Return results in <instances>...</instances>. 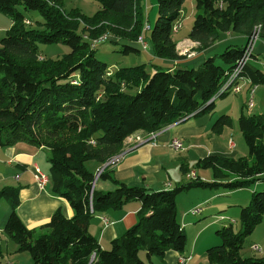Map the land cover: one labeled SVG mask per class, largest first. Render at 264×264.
<instances>
[{"label":"trees","instance_id":"1","mask_svg":"<svg viewBox=\"0 0 264 264\" xmlns=\"http://www.w3.org/2000/svg\"><path fill=\"white\" fill-rule=\"evenodd\" d=\"M96 1L99 10L89 17L79 9L65 11L62 0H0V13L12 20L0 41V147L26 144L46 150L50 192L73 211L69 218L57 209L46 225L31 230L17 212L21 186L0 187V201L11 210L4 234L16 253L29 254L34 264H156L154 259L163 260L170 251L183 254L187 236L177 208L181 193L195 188L235 191L264 178V115L244 113L238 126L249 155L209 156L196 164L212 171L213 182L191 178L173 190L151 191L119 182L113 172L120 158L115 159L133 148L127 143L130 137H148L189 117L214 114L215 99L231 94L219 91L251 36L256 32L264 41V0H194L196 14L186 38L198 43V51L212 50L229 35L239 36L237 42L197 68L157 67L153 73L147 69L151 61L111 72L96 50L111 41L123 47V54L138 55L132 44L143 36L156 58L185 59L177 51L175 34L187 0H154L155 23L147 31L140 0ZM22 10L37 12L42 22L30 26ZM104 35L110 39L96 44ZM42 45L65 46L69 52L50 58L41 53ZM251 59L239 78L264 86V71ZM232 124L223 115L212 129L220 134ZM99 179L111 181L115 190L98 191ZM131 201L141 204L137 223L110 249H102L89 231L91 219ZM263 219L264 192H254L240 211L239 231L233 224L218 229L222 242L206 251L205 264H264V257L242 256L246 238ZM3 257L0 241V264Z\"/></svg>","mask_w":264,"mask_h":264},{"label":"crops","instance_id":"2","mask_svg":"<svg viewBox=\"0 0 264 264\" xmlns=\"http://www.w3.org/2000/svg\"><path fill=\"white\" fill-rule=\"evenodd\" d=\"M141 7L144 11V16L146 13V22L149 26V14L148 11L155 9L154 5L148 0H140ZM195 4V3H194ZM195 6V5H194ZM196 14V11H195ZM176 32V34L178 35ZM187 33L178 37L177 39V51L179 55L184 56L182 51H179L178 46L183 43H188L192 51V56L187 57L180 61H167L161 60L153 56L152 49L149 44V52H143L140 43L132 44L135 48L140 50L137 55L141 58V64H149L152 62L150 72H154L157 67L175 70L179 68H197L204 60L209 57L214 56L222 48L225 49L229 44L237 42L238 37L234 35H229L228 37L221 40L212 50H207L205 52H200L197 50L198 43H195L186 38ZM242 43L244 39L242 38ZM243 45V44H242ZM253 61V66L264 71V41L258 40L255 46L254 57L250 62ZM244 90V96L246 101L244 103L238 104L241 108L238 116L244 113L247 116L254 115H264V86H252L250 81L242 82V91ZM253 91V107H248V101L250 98V93ZM238 95V94H237ZM236 95V96H237ZM217 100V99H216ZM215 100V107L216 105ZM226 106V104H225ZM224 106V109H226ZM222 110V115H224L225 110ZM216 108L214 114L212 115H198L192 116L184 120L180 124L173 125L170 129L158 133V136L152 143H146L143 145L136 146L134 148H129L120 157L119 161L113 167L114 177L119 182L126 183L133 187H144L151 191H168L173 190L177 187L186 185L191 182L192 176L195 179H201L204 182H213L214 177L211 170L207 172H197L195 169L196 164L209 156H225V157H235L239 158L240 155L245 153L244 147L237 143L234 135L231 133L230 128H224L223 132L216 134L213 132V125L215 121ZM238 119V118H237ZM230 129V130H229ZM140 134H136L138 136ZM173 139H179L183 143L184 149L181 151L175 150L171 147V141ZM233 142L234 147L230 145ZM264 142V138H263ZM42 163H44L45 169L42 168ZM40 167L45 174H48L49 163H48V153L44 149H38L26 144H17L13 147L2 148L0 147V187L4 186H21L20 200L21 203L17 209L18 215L21 220L31 230H39L41 227L46 225L54 212L57 209H62L63 213L67 217L73 216V211L70 206L62 198H58L50 192L49 186L41 189L36 178H35V167ZM15 168V169H13ZM198 168V167H197ZM11 169V171H10ZM13 169V170H12ZM102 170V169H101ZM99 170V171H101ZM11 176H14L15 181ZM19 177V179H18ZM234 178L233 176H231ZM263 181L257 182L253 188L249 187L235 190L227 191L219 188L209 189V188H198L186 191L189 194L192 190H211L212 193H199L202 196L198 200L191 202L190 207H198L197 205H211L207 207L206 213H211L213 207L217 205L218 211H226L225 219L232 217L231 219H240V211L244 205L250 203L251 196L257 189H264V178ZM263 182V183H262ZM95 188L98 191L106 192L115 190V185L109 180L99 179ZM183 192V193H186ZM177 197V208L179 221L187 233V229H196L199 225H193V219L187 218L186 212L181 214L182 205V194ZM202 201V202H201ZM215 203V205L213 204ZM141 208L140 202L131 201L126 203L123 208L118 210H111L102 215H96L91 219L89 225L90 233L98 240L102 249H110L112 241L120 238L128 229L133 227L137 223V213ZM203 208L201 207V213L203 214ZM10 208L7 206L4 208V213L0 215V241L4 234V227L6 221L10 215ZM200 213V214H201ZM195 217V216H194ZM106 220L107 222H104ZM231 221V220H230ZM223 222L209 223L206 227H219ZM228 225L227 223H223ZM224 225V226H225ZM257 234L262 238L260 241H264V219L263 222L255 229ZM255 232V231H254ZM257 237H251L247 242V247L249 251L256 253L252 250L253 245H261L256 243ZM198 241V240H197ZM196 241L192 249L189 251V243L187 240V245L183 254H179L174 251L167 253L161 261H156V264H179L180 258H190L191 260L187 264H203L206 260V251L210 246H207V250H203L200 255L201 261H196V252L198 251V242ZM217 245L218 241L215 238ZM210 245H213V243ZM262 251L259 252L262 257H264V245ZM16 245H7L6 256L9 254H14L13 258H16V263L10 262L9 258L5 257L3 264H20L22 260H26L27 264L32 263V259H27L30 257H25V253H16ZM10 249V250H9ZM9 250V252H8ZM12 258V257H10ZM31 260V261H30ZM23 264V263H22Z\"/></svg>","mask_w":264,"mask_h":264},{"label":"rangeland","instance_id":"3","mask_svg":"<svg viewBox=\"0 0 264 264\" xmlns=\"http://www.w3.org/2000/svg\"><path fill=\"white\" fill-rule=\"evenodd\" d=\"M150 2L153 5L155 3L154 0H148L149 4H150ZM62 3H63V8L65 11L70 12L74 9H79L84 15L89 16V17H92L99 10V4L96 0H62ZM154 8H155V6H154ZM22 11L25 15V18L28 19L29 21H31L32 24L30 26H33V25L35 26L37 24V22H42V17L37 12H32V11L28 12L25 10H22ZM148 14H149V23L151 26H153L155 23V18H156V8L149 10ZM194 17H195L194 0H187L186 3L184 4L183 8H182V20H181L180 26L177 28L178 29L177 31L180 30V32L178 35L175 34L176 39H177V36L180 37L183 34L188 33L191 30V26L193 24ZM143 19H144L143 22H146V19H147L146 13H145V16H143ZM11 25H12V20L8 16L0 13V41L2 38L5 37V35L7 34V31H9ZM146 26H149V25L147 23H144L143 30H145ZM237 37H239V36H237ZM107 38L110 39V37L106 36V39ZM136 43L139 44L140 42H136ZM142 43H140L141 44L140 46H141V49L143 50V52H147V51L149 52L150 47H149L148 40H145V42H142ZM143 46L145 47V49L142 48ZM188 47H189L188 43H183V44L178 46L179 51L183 52L185 58L191 57L193 54L192 53L193 50H191ZM40 50H41L42 54H44L50 58H54V59L59 58L63 54H66L69 52V49L67 47L61 46V45L60 46L42 45V46H40ZM122 51H123L122 46L116 45V44L112 43L111 41L110 42L107 41L105 43H102L97 48L96 57L101 62L106 63L109 66V70L111 72H116V70H118L120 68L132 67V66H137V65L141 64V58H139V56H137L135 54L125 55L122 53ZM223 51H224V49L222 48L217 53L221 54ZM250 63L253 65V61ZM216 64L222 65L220 59L216 60ZM147 69L150 71L151 67L149 66ZM250 95H251V93H250ZM250 99H251V97L249 98V101H248V107L250 108V106H251L250 102H252V106H251V109H252L253 97L251 100ZM245 101H246V98L244 96V90L241 94H238L237 96L234 94H228L226 97L218 98L216 100L217 107H216V113H215L216 117H215L214 123L223 114L221 109L225 110L226 113H224V115H228L231 117V119L234 123L233 124L234 128H230V129H231V133L234 135V138H235L234 141L241 144L245 149V153L240 155L239 158H244V157H247L249 155L248 148L246 146L244 137H243V135L239 129V126H238V119H239L238 114L241 111V108L238 107V104H240L241 102L244 103ZM225 104H226V106H225ZM224 106L226 109H224ZM141 137L143 138L144 136H142V135L136 136L135 135V139H142ZM143 139H145V138H143ZM133 140H134V136L130 137L127 140V143H129L132 147H133ZM43 167H44V163H42V168ZM38 168L40 169V167L36 166L34 168V170H37ZM195 168H196L195 170L199 173L203 172V171H205V172L208 171V170H205L202 168H197V167H195ZM13 169H15V168H13ZM43 169H45V168H43ZM10 171H11V169H10ZM11 177L15 181V179H14L15 177L14 176H11ZM18 179H19V177H18ZM261 181H263V180H261ZM254 185H251L252 187L251 186L250 187L253 188ZM219 189L221 191H223L222 190L223 188H219ZM214 190H216V189H214ZM208 192L212 193L211 190L208 191V190L199 189V190H192L189 194H187V192H186V193H183L181 195L183 197L182 198V205H180L181 214H183L184 212L187 211L186 214H188V215L186 217L188 219L189 218L193 219V223H192L193 225H199L198 228H196V229H187V233H186L187 240L189 243V251L188 252H190L193 245H195L196 241L198 240L197 241L198 242V251L196 252V256H195V257H197L196 261H201L200 255L202 254V251L204 249L207 250L209 248H212L214 246L221 244L222 241L216 235V232L218 229H220L222 226L225 225L223 223L233 224L234 229L236 231H239V229L241 227L239 219H231L232 217H228V219H225V217L221 218L220 216H225L226 211H221V210L218 211L217 205H215V203H213L215 206L213 207L211 213L207 214L206 213L207 207H209L212 202L208 205H204V208H203V205L201 204V205H197L198 207H193L192 209L187 210L188 207H190V205H188V204H190L191 202L198 200L199 198L202 197V196H199V193H201V195H202L203 193H208ZM256 192H264V189L259 188L256 190ZM247 205H244V206H247ZM6 207H7V204H6L5 200H1L0 201V215H2L4 213V208L6 209ZM201 207L203 208V214L202 213L198 214L195 217L190 214V212L192 210H194V209L199 210ZM210 222L211 223L223 222V223L219 227H206V228H204ZM251 237H257L256 240H254V241L258 244L260 243L261 244L260 246H262V247L264 245V241L259 240L262 237L259 236L255 230V232H253V234L251 236L246 238V241H245L246 248L242 251V256H244L246 258L247 257H262V255L259 252L253 253V252L249 251V249L247 247V242L250 240ZM215 238L218 241L217 245H215L216 242H214ZM212 242H214L213 245H210V244H212ZM13 244H14L13 241L11 239H9V237H7L5 234H3L2 240H1V246H2V249L4 251V257L2 258V262L5 261L4 260L5 257L6 258L8 257L10 259L9 260L10 262L16 263V258H13L14 254H9L8 256H6V252H5L7 245H13ZM207 246H210V247L207 248ZM9 250H8V252H9ZM24 255H25V257H30L29 254H27V253H25ZM10 257H12V258H10ZM141 257L144 261H146L145 254H142ZM22 259L23 258H21V260H20V264H22V263L27 264L26 260L24 261ZM27 259H31V257L27 258ZM156 261L157 260L154 259V262H156ZM206 262H207V259L204 261L203 264H205Z\"/></svg>","mask_w":264,"mask_h":264},{"label":"built area","instance_id":"4","mask_svg":"<svg viewBox=\"0 0 264 264\" xmlns=\"http://www.w3.org/2000/svg\"><path fill=\"white\" fill-rule=\"evenodd\" d=\"M178 27H179V26H177L176 28H178ZM147 30H149V26H147ZM147 30H146V31H147ZM107 40H109V39H107ZM107 40H105V41H107ZM258 40H259V38H257V37L253 38V40H249V41L247 42V44L245 45L244 49H248L249 52H250V51H255V46H256V43H257ZM105 41H103V42H105ZM138 42H140V43L145 42L144 37L141 38ZM98 43H101V42H97L96 44H98ZM142 44H143V43H142ZM140 45H141V44H140ZM94 47H95V43H94ZM142 48L145 49L144 46H143ZM240 60H248V59H240ZM231 78H232V75H227V79H226V81H225L223 87L226 85V83H229V79H231ZM223 87L221 88V90L219 91V93H220V92H223ZM239 89H240V88H239ZM239 89H234L233 94H234V95H237V91H238ZM252 95H253V93L250 95L251 99H252ZM216 97H219V94H218V96H216ZM251 99H250V100H251ZM178 122H179V121H178ZM172 126H173V124H172L171 126H168V127L164 128L163 130H161V131H159V132L149 134V135H148V138H145V139H135V136H134V140H133V148L136 147V146H139V145H143V144H146V143H152V142H154V140H155L156 137L158 136V133H160V132H162V131H165V130H168V129H170ZM171 143H177V144H178V151H181V150L184 149V147H183V143H182V141H180L179 139H173V140L171 141ZM230 145H231L232 147H234V144H232V142L230 143ZM101 173H102V170H101V171H98V175H97V177H99ZM35 178H36V180H37V182H38V184H39V186H40L41 189H44V188L47 187V179H46V177H45V175L43 174V171H42L41 169H37V170H35ZM192 178H194V177L192 176ZM194 213H199V212H197L196 209H194V210H192V211L190 212L191 215H194ZM104 222H107V221L104 220ZM252 247H254V245H253ZM190 260H191V257H190ZM190 260H182V258H180V260H179V264H187Z\"/></svg>","mask_w":264,"mask_h":264},{"label":"bare ground","instance_id":"5","mask_svg":"<svg viewBox=\"0 0 264 264\" xmlns=\"http://www.w3.org/2000/svg\"><path fill=\"white\" fill-rule=\"evenodd\" d=\"M150 28V27H149ZM145 30H147V26H146V28H145ZM106 36L107 35H104V36H102L101 38H99V40L97 41V42H103L104 40H106ZM255 37H257V38H259L258 37V34L255 32L254 34H253V36H251V38L249 39V40H253V38H255ZM141 38H143V36L141 37ZM140 38V39H141ZM139 39V40H140ZM254 52L255 51H250L249 52V50L248 49H244V55H243V58L242 59H248V60H241V61H239V63H238V65L236 66V69L234 70V72L231 74L232 75V78L231 79H229V83H226V85L223 87V92H220L219 94H222V93H226V92H231V94L233 93V91H234V89H239L238 91H237V94H239L241 91H242V82H244V80H242V79H240L239 78V75H240V72L242 71V69L244 68V66L248 63V61L253 57V55H254ZM239 78V81L237 80ZM253 93V91L251 92V94ZM214 100V99H213ZM216 100V99H215ZM250 104H251V106H252V102H250ZM250 106V107H251ZM177 124H179V123H177ZM175 125V124H174ZM142 138V137H141ZM143 138H148V137H143ZM142 138V139H143ZM232 144H233V142H232ZM171 147L173 148V149H175V150H178V144L177 143H171ZM121 156H119V157H117L116 159H115V161L116 160H118L119 158H120ZM39 169V168H38ZM43 174L45 175V177H46V179H47V186H48V183H49V176L47 175V174H45L44 172H43ZM197 212H199V213H194V215H192V216H196V215H198V214H200L201 213V209H199V210H196ZM253 251H256V252H260L261 251V249H260V247L258 246V245H254V247H253ZM182 260H190V258H184V259H182Z\"/></svg>","mask_w":264,"mask_h":264}]
</instances>
